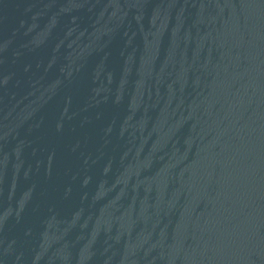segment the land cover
<instances>
[{
    "label": "water",
    "instance_id": "95a60500",
    "mask_svg": "<svg viewBox=\"0 0 264 264\" xmlns=\"http://www.w3.org/2000/svg\"><path fill=\"white\" fill-rule=\"evenodd\" d=\"M0 264H264V0H0Z\"/></svg>",
    "mask_w": 264,
    "mask_h": 264
}]
</instances>
